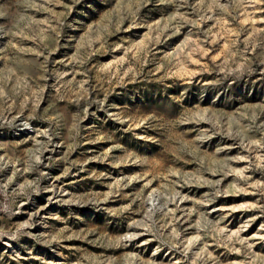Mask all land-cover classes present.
I'll return each instance as SVG.
<instances>
[{
    "label": "rangeland",
    "instance_id": "1",
    "mask_svg": "<svg viewBox=\"0 0 264 264\" xmlns=\"http://www.w3.org/2000/svg\"><path fill=\"white\" fill-rule=\"evenodd\" d=\"M0 264H264V0H0Z\"/></svg>",
    "mask_w": 264,
    "mask_h": 264
}]
</instances>
